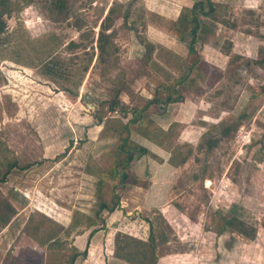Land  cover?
<instances>
[{
	"label": "rangeland",
	"instance_id": "1",
	"mask_svg": "<svg viewBox=\"0 0 264 264\" xmlns=\"http://www.w3.org/2000/svg\"><path fill=\"white\" fill-rule=\"evenodd\" d=\"M255 2L230 17L221 9L234 29L201 19L205 61L189 72L191 34L178 22L189 0H10L0 17V264H67L86 244L73 264H264ZM174 88L180 99L128 123L126 162L122 125ZM102 200L114 209L98 212Z\"/></svg>",
	"mask_w": 264,
	"mask_h": 264
},
{
	"label": "trees",
	"instance_id": "2",
	"mask_svg": "<svg viewBox=\"0 0 264 264\" xmlns=\"http://www.w3.org/2000/svg\"><path fill=\"white\" fill-rule=\"evenodd\" d=\"M9 4H10V0H0V17L4 12L8 11ZM223 7H224V5L222 3H218V2H215L212 0H196L193 2V4L191 6L185 7L181 11V13L179 14L178 22L180 24L184 25L186 30L191 34V39L189 40V43H188V50L190 52L195 53V59L189 65V69H188L189 72L194 68L199 69L198 67H200V62L205 61L204 58L202 57V55L197 50V48L195 47L196 34H197V31L199 30L200 24H201V16H206V17H209L212 19H217L218 17L220 18V15L222 14L221 9ZM4 27H5V24L3 23V21H0V31L4 30ZM178 80H181V78ZM177 94H178V90L176 88H174L172 91H168L167 94L163 98H159V95H155L154 98L147 100L146 103L141 108L133 110V112H132L133 117L131 118V120H129L124 125H122L123 129H125L127 132H126V135L124 137H122V139H121L122 144L121 143L118 144V146L122 149V151L127 154L126 162L128 159V152L123 149V143H125L128 140V137L130 134V126L128 123L130 121L135 123V124L138 123L139 120L141 119V117H143V115L145 114L149 105L156 100L163 101L164 103H168V102H173V101L180 99L181 97L178 98V96H176ZM117 102H118L117 97H115L113 100H111L109 102V104H110L109 109L110 110L114 109V105ZM124 107L125 106L123 105V108ZM154 141L157 144L162 145L161 142H158L157 140H154ZM9 169L10 168H8L4 171L3 176H6ZM120 175H121L119 177L120 180L127 181L128 176H129V172H128V170H123ZM1 180H2V178H0V181ZM114 207H115V203H113L112 205H108L107 202L102 200L99 204V208L97 211L100 212L104 208L107 210H112V209H114ZM231 219H234V218H231ZM225 222L230 223V219L229 218L226 219ZM90 223H92V221ZM91 231H93V230H91ZM50 238H53V236L49 235L48 240ZM42 242L44 243L46 241H42ZM86 247H87V244H86ZM86 247L84 248V250L82 252H74L71 255L70 259L68 260L67 264H73L75 258L78 255H85L86 254Z\"/></svg>",
	"mask_w": 264,
	"mask_h": 264
},
{
	"label": "crops",
	"instance_id": "3",
	"mask_svg": "<svg viewBox=\"0 0 264 264\" xmlns=\"http://www.w3.org/2000/svg\"><path fill=\"white\" fill-rule=\"evenodd\" d=\"M194 1H196V0H189L188 5L191 6ZM212 1L222 3L224 5L223 8H226V11L227 12L229 11V13L230 12H237L241 8V6H244V7L248 6L247 3H245V2L250 3V7H249L250 9H253L256 11L258 10L257 3L255 2L256 0H212ZM249 8L247 7L246 9H249ZM178 10L179 9H177V11ZM230 15L232 16V14L230 13L228 15V17H230ZM225 16L226 15L224 13H222L220 15V18L218 17L217 19H212V18H209L206 16H201V19L208 18L210 20L215 21L217 24L223 25L225 28L234 29V27H233L234 24H232V23L228 24L227 20H225ZM233 19L234 18H231V21H234ZM202 23H206L205 20H203Z\"/></svg>",
	"mask_w": 264,
	"mask_h": 264
}]
</instances>
